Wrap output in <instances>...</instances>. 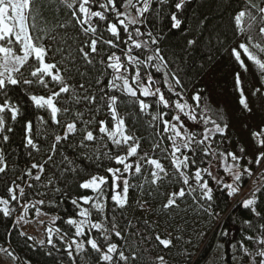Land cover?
<instances>
[{"label": "trees", "instance_id": "obj_1", "mask_svg": "<svg viewBox=\"0 0 264 264\" xmlns=\"http://www.w3.org/2000/svg\"><path fill=\"white\" fill-rule=\"evenodd\" d=\"M117 2L122 5L126 0ZM133 2L139 6L138 0ZM176 2L177 0H167L161 4L159 0H152L151 10L145 14V24L132 28L140 27L145 33L151 31L159 40L158 45L150 47L160 48L167 67L161 63L160 72H156L154 68L148 71L153 73L157 81L156 86L161 88L166 98L173 101L179 99L168 91V86L164 83L163 74L168 71L179 77L181 86L176 87L172 82L173 87L183 96L180 102H186L195 109L198 120L201 116L210 117L221 127L227 126L223 134H215L212 146L217 153L233 152L241 157L239 161L241 179L231 180L228 173L223 170L224 166L219 157L216 159L204 157L198 150L195 157L196 167L209 168L211 171L210 168L217 165L216 170L211 171L213 177L231 184L232 187L225 188L224 183H217V179L202 173L209 187L213 189L211 201L201 198L198 190L179 198L178 206L165 209L163 204L170 193L181 187H185L187 193L188 189L172 175L173 168L170 160L166 158L168 153L163 151L166 147L170 148V145L166 141H160L156 135L162 126L152 120V115L157 111L155 98L141 97L152 104L148 113H141L138 104L132 98L122 96L118 111L125 117L129 131L139 138V153L141 155L148 153L149 156L160 159L169 175L158 185H152L150 168L145 164L143 176L129 177L132 187L129 189L128 204L124 208H115L110 199L107 201L108 220L111 221L115 217L124 236V239H120L113 235L112 242L117 243L126 255L132 252L136 254L138 258L135 261L130 259L129 264H160L157 259L159 256L164 257V264H247L252 257L243 256L240 243L243 241L254 252L257 246L247 241L245 237L257 235L259 226L264 224V170L260 172L264 160H261L259 165L255 163L257 155L264 152V147H260L264 142V75L242 54L241 59L248 69L245 71L233 56L232 49L240 51L239 44L247 43L249 35L253 37L254 43L264 46V37L259 34V28L264 25L261 24L260 14L256 9L249 7L247 0H186L179 12L175 9ZM252 3L259 4L260 0H252ZM36 6L40 15L32 35L41 37L37 43L42 42L49 49L47 61L70 68L71 71L65 73L69 76V83L73 86L84 83L89 91L99 97L96 80L110 79L108 75H100L104 66L99 60L110 51L120 54L119 49L99 46L102 48L101 56H95L93 63L87 64L78 52L87 37L72 19L71 9L65 7L61 0H36ZM244 9L251 11L257 19L250 29L240 34L235 26L234 17ZM120 10L123 12L124 8L121 6ZM129 11L132 16H136L135 9ZM172 14H176L182 21L179 29L171 27ZM248 23L246 17L243 26L247 28ZM108 35L104 33L105 38H108ZM142 39L147 40L148 37L145 35ZM189 40H195L196 43L189 46ZM250 49L254 51V48ZM259 56L264 59V53L259 52ZM237 74L240 77L239 87L236 83ZM24 75L31 78L27 71H24ZM241 92L247 108L241 104ZM197 93L201 98L198 108L192 99ZM30 94L47 93L42 86L36 84L9 87L8 95L11 102L19 107V115L17 120L12 122L10 114L6 112L4 114L7 120L6 128L10 126L13 130L0 133V154L7 165L6 172L0 173V198H9V187L21 185L25 189L23 199L18 202L10 201V216L4 217L0 213V249H3L5 261L3 256L0 260L4 261L3 264H100L99 254L88 247L86 237H82L86 250L79 254L73 250L72 257L68 255L66 251L68 241L77 237H74V229L66 220L69 217L79 218L76 215L78 209L72 205L71 199L80 195H93L90 191L80 189L79 183L92 175H107L108 167L117 166L109 157L117 152L124 154L123 149L114 148L106 137L99 138L98 125L95 121H110L107 108L103 107V101H98L101 107L98 113L94 111L96 105L85 106L83 103L71 105L73 113L77 109L84 112L83 120H88L90 116L94 117L88 128L93 130L98 138L94 142L85 141L87 146L81 147L83 132L80 131L68 140L62 141L57 146L53 159L48 160L55 135H63L64 129L53 124L45 110L33 106L29 99ZM115 94L119 96V93ZM3 99L4 96L0 94V101ZM59 106L66 105L61 102ZM160 110L175 114L174 108L163 109L161 106ZM73 113H69L67 119H73ZM41 116L46 123L39 120ZM65 119L61 117L62 124ZM28 121L33 125L31 135L37 145L36 149L26 145L25 125ZM207 126L213 127L210 123ZM77 127L83 129L85 125L78 121ZM204 127L201 121L198 127L190 130L196 134L197 139H200ZM4 134L9 137L7 142L2 139ZM156 142L160 143V147L153 152V145ZM241 149L244 151L241 152ZM33 163L44 164L45 170L40 181L24 175L27 170H31L33 176L37 173L36 169H31ZM228 163H233L230 158ZM245 168L250 169L252 174L245 173ZM191 171L194 172V169ZM225 174L229 180L224 177ZM259 175L262 176L260 183L257 187L253 186ZM49 179L52 181L51 185L48 183ZM192 183L194 186V181ZM28 184L34 187L29 188ZM229 192H232V195H229ZM248 196L256 199V204L251 207H255L261 213L260 217L253 214L251 207L243 206V201ZM41 200L44 201L43 205L38 203ZM23 205L27 206L26 211L31 217L34 216L36 209L55 217L51 245L45 241L38 243L33 237L22 232L16 222V215L20 214ZM246 222H251L252 227ZM108 227H111L110 223ZM56 229L60 231L57 232ZM91 235L99 238L95 230ZM157 235L171 239V246L165 248L160 245L155 239Z\"/></svg>", "mask_w": 264, "mask_h": 264}, {"label": "snow or ice", "instance_id": "obj_2", "mask_svg": "<svg viewBox=\"0 0 264 264\" xmlns=\"http://www.w3.org/2000/svg\"><path fill=\"white\" fill-rule=\"evenodd\" d=\"M166 2L167 0H159L161 4ZM61 3L71 9L72 19L79 26L83 35L87 37L78 49L79 54L87 64L91 65L95 56H101L102 48L99 46L119 49L120 54H117L116 51H110L105 56H101L99 60V63L104 66L100 75H108L110 79L102 81L98 78L96 80V84L99 86V97L89 91L84 83H79L78 86L70 84L69 76L65 73L70 72L71 69L62 67L56 62H48L46 57L49 49L42 42L37 43L38 40L42 39L41 37L32 35V30L36 28V21L40 15L36 0H0V94L4 96L3 101H0V133L13 130L10 126L6 128L7 120L4 115L6 112L10 114L12 122H15L19 115V107L11 102L8 95L10 86L20 84L32 86L36 84L46 90V95L30 94L29 99L35 108L45 110L49 114L53 124L62 126L64 129L63 135H55L54 143L49 150L51 154L48 156V160L53 159L57 146L62 141L68 140L69 137L75 136L80 131L83 132L81 147L87 146L85 141L94 142L97 140L98 137L94 135V131L88 128V125L93 123L94 117L90 116L88 120H83L84 112L77 109L73 113L71 105L80 103L85 106L96 105L94 111L98 113L101 110L98 101H103V107L107 108L110 121H95L98 125L99 138L104 139L106 137L114 148L123 149L124 154L117 152L114 156L109 157L117 166L108 167L106 169L107 175H92L79 183L80 189L90 191L93 195H80L71 199L72 205L78 209L76 215L80 219L69 217L66 223L73 227L74 237H86L88 247L99 254L100 264H129L130 259L135 261L138 257L134 252L126 255L117 243L112 242L113 235L120 239H124V236L115 221V217L111 221L108 220L107 201L110 199L115 208H124L128 204L129 189L132 187L129 177L143 176L145 164L150 168V183L152 185H158L169 173L160 159L149 156L148 153L142 155L139 153V138L129 131L125 117L118 111L122 96L132 98L138 104L141 113H148L152 108V104L146 102V99H141V97L155 98L157 111L155 115H152V120L157 121L162 126L157 130L156 135L160 141H166L170 145V148L166 147L163 151L168 153L166 158L170 160L173 168L172 175L178 178L182 185L187 186L188 189L187 193L185 187L170 193L163 204L165 209L178 206L177 200L179 198L198 190L201 193V198L207 201L212 200L213 189L209 187V183L204 179L202 173H206L209 177H213V173L209 168L196 167L197 160L195 157L198 150L203 153L204 157H211L212 159L219 157L224 166L223 170L231 173L236 181L241 179V172L238 171L241 157L233 152L217 153V150L213 148L215 134H223L227 126L221 127L216 120L210 117L201 116L198 120L195 109L186 102H180L183 96L175 91L172 83L174 82L176 87L181 86V81L175 73L165 71L163 78L164 83L168 86V91L179 99L173 101L171 98H166L161 88L156 86L157 81L154 79L153 73L148 70L154 68L156 72H160L161 63L167 67V62L161 54L160 48L153 49L150 47L151 45H158L159 40L151 31L145 33L141 31L140 27L132 28L135 25L143 26L145 24V14L151 10L152 0H138L139 6L133 0H126L122 5L118 4L117 0H61ZM185 3L186 0H177L175 3L177 12L183 9ZM247 4L250 8L256 9L260 14L261 24L264 25V6H261L264 4V0H260L259 4L247 0ZM121 6L124 8L123 12L120 10ZM129 9H135L136 16L133 17ZM246 17L249 21L247 28L243 26ZM256 19L257 17L251 11L240 10L234 17L238 32L240 34L245 33L252 27V23ZM181 24L182 21L177 18V15L172 14L171 27L179 29ZM61 27H66V25H61ZM105 32L109 34L108 38H105ZM259 34L264 37V26L259 28ZM145 35L148 37L147 40L142 39ZM195 43V40L188 41L189 46ZM250 47L264 53V46L260 43H254L253 37L250 35L247 37V43L239 44V49L243 51L247 60L264 75V60L250 51ZM149 52L151 54H148ZM232 54L241 67L247 71V66L241 59L240 51L233 48ZM24 71H27L31 78L25 77ZM236 83L239 87V74L236 76ZM115 93H119V96ZM241 95V104L247 108L242 92ZM192 99L198 108L201 99L199 93L195 94ZM61 102L66 106L60 107ZM161 106L163 109L174 108L175 114L161 111ZM69 113H73V119H67ZM61 117L66 118L63 124ZM39 120L46 123L43 116L39 117ZM78 121L85 125L83 129H78ZM188 121L197 125L201 121L203 122L205 127L201 133L202 138L197 139L196 134L189 129ZM209 123L214 127L209 128L207 126ZM25 130L26 145L36 149L37 145L31 135L33 131L31 121L26 123ZM2 139L7 142L9 137L4 134ZM159 147V142L154 143L153 152ZM260 147H264V142L260 144ZM243 151L241 149V152ZM132 158L135 159L132 160ZM229 158L233 162L231 165L228 163ZM261 160H264V152L257 155L255 163L259 165ZM249 162L251 163V161ZM209 166H211V160H209ZM6 169V162L3 155L0 154V173L6 172ZM31 169L37 170L34 176L31 170H27L24 175L40 181L45 170L44 164L33 163ZM192 169L194 172L191 171ZM72 170L75 171V169ZM244 172L248 175L252 174L248 168H245ZM213 178L217 179V183H224L225 188L230 189L232 187L231 184ZM48 183L51 185V179ZM27 186L29 188L34 187L32 184ZM8 193L9 198H0V205H3L0 207V213L4 217L11 214L10 201L18 202L23 199L25 189L21 185H15L8 188ZM229 195H232V192H229ZM38 203L43 205L44 201L41 200ZM255 204L256 199L252 198L246 199L243 206L249 208ZM251 211L255 216H261L255 207H251ZM109 223L111 224L110 228L108 227ZM246 223L252 227L251 222ZM129 227H131L130 222ZM93 230L98 233L99 238L91 235ZM56 231L59 232L60 230L56 229ZM48 232L51 233L52 229H48ZM29 239L31 238L29 237ZM61 239L63 241V237ZM155 239L165 248L171 246V239L161 238L159 235ZM245 239L257 246L253 252L243 241L240 243L243 256L252 257L247 264H264V224L259 226L257 235H249ZM48 243L52 244L51 235H49ZM73 245L77 254L86 250L84 242L73 238L66 248L70 257L73 255ZM157 259L160 264H164L163 256H159Z\"/></svg>", "mask_w": 264, "mask_h": 264}, {"label": "rangeland", "instance_id": "obj_3", "mask_svg": "<svg viewBox=\"0 0 264 264\" xmlns=\"http://www.w3.org/2000/svg\"><path fill=\"white\" fill-rule=\"evenodd\" d=\"M250 51H252L254 54H257L258 58L264 60L263 58H261L259 56V52H258L257 49L256 50L254 49V51L252 49H250ZM240 53H241V55L244 54L242 50H240ZM182 103H185V102H182ZM185 119H187V118L185 117ZM187 123H188L189 129L198 127L200 125V124L197 125V124L193 123L192 121H188ZM209 128H211V127H209ZM220 162H222V161H220ZM231 164L232 163H230L229 165H231ZM216 167H217V165L212 166L210 168L211 171H215ZM239 169H238V171H239ZM263 170H264V166H262V168H260V172H262ZM228 176H230L229 178L231 180H234V178H233L231 173H228ZM228 176L226 174L224 175V177L227 180H229ZM261 179H262V176L259 175L257 177V179L254 180V185L253 186L257 187L258 184L260 183ZM246 199H251V198L248 196V197H246L244 199V201ZM26 210H27V206L23 205V207H22V209L20 211V214L16 215L17 216L16 217V222L18 223V225H19L20 229L22 230V232L27 233L28 235L33 237L36 240V242H38V243H43L44 241L48 242L49 235H51V238H52V235H54L55 228H54V226L52 224L55 221V217L52 216V215L46 214V213L40 211L39 209H36L34 216L31 217L27 213ZM37 210H39V211H37ZM77 219H80V218H77ZM48 229H52V232L49 233ZM76 239H78L81 242H83L82 237H78ZM70 241L71 240H69L68 243H70ZM73 250H76L74 245H73ZM0 253L2 254V255L0 254V259H1L2 256H3V259H4L5 255H3V249H0ZM216 259H218V257H216ZM4 261H5V259H4ZM4 261L2 260L1 263L3 264Z\"/></svg>", "mask_w": 264, "mask_h": 264}]
</instances>
